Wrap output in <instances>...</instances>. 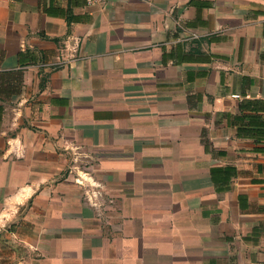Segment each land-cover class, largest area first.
Returning <instances> with one entry per match:
<instances>
[{"label": "crops", "instance_id": "0c3cea01", "mask_svg": "<svg viewBox=\"0 0 264 264\" xmlns=\"http://www.w3.org/2000/svg\"><path fill=\"white\" fill-rule=\"evenodd\" d=\"M0 264H264V0H0Z\"/></svg>", "mask_w": 264, "mask_h": 264}, {"label": "built area", "instance_id": "2783aa9c", "mask_svg": "<svg viewBox=\"0 0 264 264\" xmlns=\"http://www.w3.org/2000/svg\"><path fill=\"white\" fill-rule=\"evenodd\" d=\"M108 0H87V5L88 6H97V5H103L107 2ZM77 45H74L73 47H71V49L74 52H77Z\"/></svg>", "mask_w": 264, "mask_h": 264}]
</instances>
